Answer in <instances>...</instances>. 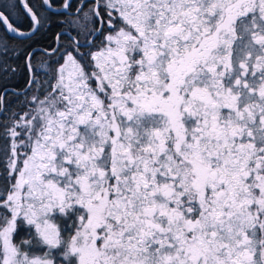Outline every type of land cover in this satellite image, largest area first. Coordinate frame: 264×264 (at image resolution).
<instances>
[{
    "label": "snow or ice",
    "instance_id": "6c2138e0",
    "mask_svg": "<svg viewBox=\"0 0 264 264\" xmlns=\"http://www.w3.org/2000/svg\"><path fill=\"white\" fill-rule=\"evenodd\" d=\"M0 264H264V0H0Z\"/></svg>",
    "mask_w": 264,
    "mask_h": 264
},
{
    "label": "trees",
    "instance_id": "16d2710c",
    "mask_svg": "<svg viewBox=\"0 0 264 264\" xmlns=\"http://www.w3.org/2000/svg\"><path fill=\"white\" fill-rule=\"evenodd\" d=\"M16 19H17V22L20 23L22 26H25L26 27V22H25V19L23 16L17 14L16 16ZM41 40V42L43 41L44 37H41V38H38Z\"/></svg>",
    "mask_w": 264,
    "mask_h": 264
}]
</instances>
